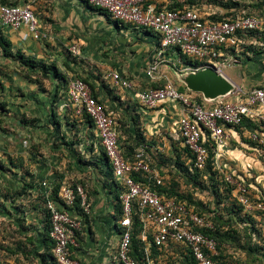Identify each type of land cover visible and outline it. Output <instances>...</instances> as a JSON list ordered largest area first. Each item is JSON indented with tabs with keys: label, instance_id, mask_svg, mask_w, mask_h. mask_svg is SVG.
Returning a JSON list of instances; mask_svg holds the SVG:
<instances>
[{
	"label": "crops",
	"instance_id": "0c3cea01",
	"mask_svg": "<svg viewBox=\"0 0 264 264\" xmlns=\"http://www.w3.org/2000/svg\"><path fill=\"white\" fill-rule=\"evenodd\" d=\"M179 1L182 0H147V3L161 9L169 8L170 5ZM4 2L31 4L38 15L42 31V35L37 38L28 34L26 27L14 30L0 24V32L12 43L11 46H8L9 54L5 53L0 46V64L10 66L9 69H6L9 72L7 74L11 73L15 76L17 73L16 66L20 62L15 57V52L23 54L26 59L42 58V60L50 62L53 58H49L51 56L49 54L53 49L64 53V51L71 50L73 46H77L79 52L75 54L71 50V53L83 64L78 72L77 68H72L76 67L75 62L77 61L75 59L70 61L65 57L64 66L70 65L71 69L66 71L63 66L57 65L55 70L57 76L47 77L50 82L43 85L45 86L42 87L44 90L40 84L26 80L0 82V103H3L4 107L6 106V110H0V118L4 116L6 121L9 120L8 122L13 123L11 132L0 133V188L5 187L7 191L15 190L14 192H16L23 190L22 188L26 184L34 182L35 186L22 192V195H27L31 199L29 203L33 204V207H27L25 210L22 205V207L19 206L22 208V214L18 212L17 215V211H21L18 208L15 213L9 209L1 211L0 215L10 218L15 214L17 225L26 229L23 232L32 231L36 238L38 253L45 254L44 223L46 220L45 210H48V206L45 203L46 189L43 182L47 181L53 188L59 186L60 189L66 184H82L89 195L92 209L90 215L83 218L78 238L79 245L74 248L75 256L81 261V264H119L115 261V253L120 240L117 227L120 217L117 205L119 186L115 183L112 170L105 160L100 138L94 126L79 116L73 108L65 107L66 103H70L68 96L57 100L59 96L63 95L58 74L66 71L71 78L82 75L80 78H85L91 83L98 99L117 118L122 143L135 145L132 138L137 136L141 128L140 131L150 146L148 153L153 167L161 173L165 183L170 186L178 184L179 190L186 191L190 197V193L193 196L191 182L186 176L181 175V170L178 171L173 162L176 157H172L177 155L172 138L176 135L178 121L183 113L181 104L175 101H166L157 109H149L139 102L137 92L151 86L161 85L167 79L171 80L178 88L186 87L177 81L172 70L186 72L196 71V69L190 64H184L180 56L179 61H176L173 55L174 49H170L160 57L157 80L150 79L146 74V69L151 60L157 56L158 35L132 25H121L108 16L109 14L91 7L85 0H0V3L4 4ZM155 36L158 38L157 40L154 38ZM261 50L241 53L238 64L242 70L240 83L226 73L238 87L249 90L264 85V50ZM168 61H173L179 66L170 67ZM115 72L128 78L134 84V89L116 85L111 76ZM186 93L196 98L197 96L203 98L201 93L190 91L187 87ZM27 98L34 99L37 104L43 105L41 111L44 114L39 113V109H32L31 105L35 101L27 107L23 106L22 104ZM56 105L66 114H71H69V121L74 122V127V124L77 123L76 128L78 129L76 131L70 129L69 141H66L69 143V146L66 145V147L69 149L71 159L67 161L66 168V165L61 167L60 164H56L57 161L55 162V158L52 156L49 162L39 161L33 165L30 164L29 168L25 169L24 166L28 163L24 164L23 160H28L27 155H29L27 136H33L34 139H40L41 142L46 138L50 147H54L53 150L57 148L55 140L60 138L62 132L58 125L56 126V121L58 120L57 116L60 119L62 113L55 110ZM25 114L26 116L35 114L34 123H31L32 126H29L28 129L20 125L24 122ZM44 117L47 119L45 120ZM66 118L69 117L66 116ZM250 121L259 127H252L247 122L240 128L229 129L231 138L214 156V166L218 171L221 169L229 173L227 164L222 166L221 161L227 160L228 157L236 160L238 162L236 164L240 167L230 172L237 174L251 185V194L256 199L264 197V162L260 159L264 156V144L255 143L250 139V135L253 132H259L264 139V111L259 119ZM125 133L126 136H124ZM158 136L162 137L163 141H167L169 138L171 146L166 142H163L165 144L163 146L162 140H159ZM126 137H128L125 139L127 141L123 142L122 140ZM154 137L157 140L152 143L151 140ZM241 144L255 150V153L253 155L246 154L238 148ZM260 147L263 148L260 150ZM171 151L172 154H170ZM132 154L128 153V155ZM166 159H169L170 162L165 163ZM68 168L70 169L69 173L66 171ZM41 195L45 197L42 196V198ZM197 197L205 209L220 210L227 216L231 215V213H225L226 209L230 207L228 204L233 203L231 197L223 199V205L217 204V196L207 194L206 190H202V187H200ZM58 204L60 207L63 206L60 201ZM71 213L75 217L82 216L75 209L71 210ZM108 216L113 217L116 223H110ZM30 227L31 229H29ZM43 259L45 257H41V262ZM49 263L50 260H47L44 264Z\"/></svg>",
	"mask_w": 264,
	"mask_h": 264
},
{
	"label": "built area",
	"instance_id": "2783aa9c",
	"mask_svg": "<svg viewBox=\"0 0 264 264\" xmlns=\"http://www.w3.org/2000/svg\"><path fill=\"white\" fill-rule=\"evenodd\" d=\"M88 2L106 10L121 25H132L158 35L157 56L146 69L147 76L153 80H157L160 57L170 49H179L184 55L200 62L198 67L193 66L196 70L212 67L226 74L225 68L238 65L239 57L247 46L253 44L264 47L255 37H250L251 33L264 35V12L250 6L233 9L230 16L214 20L211 16L218 14L219 8L212 3L157 9L147 0ZM252 2L248 1L247 4ZM0 24L14 30L26 27L28 34L37 38L42 35L38 15L31 4L0 3ZM71 50L75 54L79 52L77 46ZM111 76L116 85L134 89V84L120 73L115 72ZM137 97L149 109H157L166 101L181 104L183 113L172 139L180 149H188L181 159L189 166L191 173L200 172V182L207 178L205 171L211 151L216 155L230 140L229 129L242 126L245 119H259L264 111V85L249 90L237 86L229 96L208 102L204 98L198 101L195 96L180 91L167 79L160 87L151 86L137 92ZM68 98L70 103H66L65 107L73 108L79 116L86 114L92 120L119 184L117 203L122 207V214L117 226L120 240L115 261L119 264H187L191 258L196 264H222L221 245L212 234L217 230V224L211 216L224 213L215 210L208 215L202 207L190 203L188 198H179L162 191L161 188L170 189L168 187L171 186L153 167L148 143L143 142L132 155H128L122 147L117 118L95 97L91 85L84 79L77 77L70 81ZM250 139L257 144H264L259 132L251 133ZM214 170L218 171L215 166ZM221 171H218V178H223L229 189L231 187L227 194L233 203L228 205L233 208V212L240 210L243 217L252 218L250 220L255 223V228L250 232L255 242H259L258 233L264 239V197L255 199L247 181L235 173ZM43 186L46 189L53 257L57 264H81L74 248L79 245L77 233L82 229L83 218L89 216L92 209L85 186L64 185L59 191L62 207L58 201L51 199L54 188L47 181L43 182ZM200 187L199 183L197 186L191 183L196 201H199L197 193ZM223 191L225 189L220 190ZM206 193L217 194L211 188L206 189ZM77 205L81 209V217L71 213L73 209L78 210ZM135 216L141 224L138 237L142 246V259L132 254ZM247 225L252 227L251 224Z\"/></svg>",
	"mask_w": 264,
	"mask_h": 264
},
{
	"label": "rangeland",
	"instance_id": "374dc122",
	"mask_svg": "<svg viewBox=\"0 0 264 264\" xmlns=\"http://www.w3.org/2000/svg\"><path fill=\"white\" fill-rule=\"evenodd\" d=\"M156 38V40L158 39L156 36L154 37ZM4 52L7 54H9V49L4 50ZM14 53V52H13ZM16 58L19 60L20 64L16 66L17 68V73L15 74V76L13 74H7L9 72L6 71V69H9L10 66L6 65V64H0L2 67L1 69V83H4L6 81H24L26 80L27 82H34L37 84H40L41 88L45 87L43 86L45 83L50 82L49 79L45 78L42 75V71L40 69V67H45L46 65L49 66L51 68V70H56L57 69V65H60L61 67L63 66L64 69H66V71L70 70L71 66H64L65 63V57H67L70 61L72 59H75L77 62H75L76 67H72L77 68V71H80V68L82 67L83 63L79 62V59L75 58L74 55H72L71 50L68 51H55V49H53V51L51 52V56H49V58H53L52 61L47 62L45 60L41 59H26L24 58L23 54L21 53H16ZM173 55H174V59L176 61H179V56L181 57V55L178 53L177 50L173 51ZM8 57H10L8 55ZM169 58V57H168ZM14 61V60H13ZM25 61H34L36 64V66H30L29 64H26ZM16 62V61H14ZM18 62V61H17ZM49 63V64H48ZM175 62H171L168 61V64L170 67H178V64H174ZM5 68V69H4ZM37 71V72H36ZM66 71H62L61 73L58 74V81L60 82L61 86H62V92L63 95L59 96L57 100H60L63 96H69V83L70 81L74 78V77H70L68 76V74L66 73ZM241 67L240 65H230L227 66L225 68V72L232 77L233 79H235V81L240 83V74H241ZM172 74L174 75V77L177 79V81L181 84H185L184 81H182L179 77V73L177 70H172ZM10 75V76H8ZM78 77H82V75H79ZM12 78V79H11ZM11 81V82H12ZM44 90V88H42ZM46 89V88H45ZM247 89V88H245ZM198 98H200V96H197ZM35 101L34 99H29L27 98L24 102H23V106L25 105L26 107L29 106V104L31 102ZM58 102V101H57ZM43 105H39L37 104V102L35 101V103H33V105H31L32 109L38 110L39 109V113H42L41 108ZM6 108V106H3V103H0V110H4ZM43 109V108H42ZM72 109V108H69ZM1 110V111H2ZM6 110V109H5ZM45 110V109H44ZM55 110H57L58 112H61L62 114L60 119L59 116H57V121H56V126L58 125V128L61 129L62 134L60 135V138L56 139L55 141H57V148L55 146V150H53L52 146L50 147L49 141L48 139H43V141L41 142L40 139H34V137H29L27 136V147L29 150V155H27V159L28 160H23L24 164L28 163V165H25V169L29 168V165H33L34 163H37L39 161H44L46 160L47 162H49L50 159H52V156L55 158V162L56 164H60L61 167H63L64 165L65 168L67 167V161L70 158V153H69V149H67L66 145L69 146V143L66 142L67 140L69 141L68 138V134H69V130L71 129L72 131H76L78 128H76V124L75 127L73 126V121H69L70 119V113H67L65 111H62L59 106H55ZM8 111V110H7ZM56 111V112H57ZM70 114V115H69ZM1 116V115H0ZM35 114H29L28 116H26V114L23 116L24 118V122H22V124L25 127L32 126L31 123H34V117ZM69 117L68 119L66 118ZM73 116V115H72ZM55 117V116H54ZM38 118V117H37ZM45 120L47 119V117H44ZM6 117H2L0 118V133L2 134H6L7 132H11L12 128H13V123L8 122L5 120ZM39 119V118H38ZM124 136H126V133L124 134ZM159 137V136H158ZM72 138V136H71ZM128 137L124 138V140H122L123 142H125V139H127ZM160 138V137H159ZM167 138V137H166ZM157 139L154 137L153 140H151L152 143H154ZM159 140H162V145L164 146L165 144H163V142H166L167 145L171 146V141L169 138H167V141L164 140L161 137ZM50 141H53L50 139ZM133 141H135V139H133ZM232 145V144H231ZM231 145H229L230 147H232ZM239 149H242L244 152H246V154L248 155H253L255 153V150L249 149L246 146H243V144H241L239 147ZM263 147H260L259 149L261 150ZM257 150V149H256ZM54 151H57L56 153ZM79 153V152H78ZM170 154H172V151L170 152ZM224 157V156H223ZM261 161L264 162V156L260 157ZM225 161H221L222 166L224 164H227V170L230 172L233 171V169H238V167H240V165L238 166V163L236 160H234L232 157H228V159H224ZM26 161V162H25ZM221 166V165H220ZM70 168V167H69ZM67 169L66 171L69 173L70 169ZM72 168V167H71ZM25 171V170H24ZM60 172V171H59ZM243 172V171H242ZM58 180V179H57ZM15 190H11V191H7L6 188H0V213L1 211H5V210H13L14 213L17 211L16 209L20 208L19 206L22 207V205L25 207V210L27 209V207H33V204L30 205V200L27 195H22V190H17L16 192H14ZM21 211H17V215L21 212L22 214V208H20ZM19 212V213H18ZM9 213V211H8ZM15 214L13 215V217H3L0 215V264H44L45 261L50 260L49 264H55L54 261H52L53 259L52 256L46 252L45 254L42 253H38L37 251V246H36V238L33 235L32 231L29 232H23L26 229L25 228H21L17 225L16 219H15ZM108 219L110 220V223L113 222L114 224L115 219L111 216H108ZM31 229V227L29 228ZM28 231V230H27ZM232 249V250H231ZM230 251H232L233 253H235L237 256H243L244 254V250H241L239 247H233L231 248ZM41 257H45V259L42 260L41 262ZM257 264H261L260 261H258Z\"/></svg>",
	"mask_w": 264,
	"mask_h": 264
},
{
	"label": "trees",
	"instance_id": "16d2710c",
	"mask_svg": "<svg viewBox=\"0 0 264 264\" xmlns=\"http://www.w3.org/2000/svg\"><path fill=\"white\" fill-rule=\"evenodd\" d=\"M85 1L87 4H89L88 0H85ZM248 1H253V2L251 4H247ZM204 2L205 3H212L217 8H219L218 14L211 16V18L214 20H221L224 17L230 16L232 14L231 12L233 9L239 10L243 6L244 7L250 6V7L256 8L259 12H264V0H182V1L175 2L174 4L170 5L169 8H181L184 5H188V4L189 5H201L202 6V4ZM4 4H9V5L10 4H18V2H13V3L4 2ZM90 6L107 13L106 10H104L102 8L95 7L92 5H90ZM107 15H108V13H107ZM147 31L150 32V30H147ZM250 37H255V39L258 40V42L260 44H264V35L256 36L255 33H251ZM11 44L12 43L9 40H7L2 35V33L0 32V46L3 48V50L8 49V46H11ZM177 50H178L179 54L181 55V58H182V61L184 64H188V65L190 64L194 67H198L200 65V62L195 61L194 59L184 55L181 51H179V49H177ZM259 50L263 51L264 47H262V45L251 44L250 46L246 47L245 52H250V51L259 52ZM25 62H26V64H29L30 66H34L36 64L34 61H25ZM40 69L42 71V75L45 78L51 77V76L52 77L57 76V71L51 70V68L47 65L45 67H42V68L40 67ZM83 79L87 83H89L87 79H85V78H83ZM89 84L91 85V83H89ZM162 85H163V83L161 85L153 86V87H160ZM91 87H92V85H91ZM92 89H93V87H92ZM179 90L182 92H186V87L181 86V87H179ZM93 92H94V90H93ZM94 95H95V97H97L95 93H94ZM197 100L203 101V98L197 97ZM83 118L86 122L93 125V122L89 116L84 114ZM250 120H252V119H245L242 126H244L248 122L249 125L252 127L253 126L259 127L257 124H255L254 122H252ZM242 126H239L237 128H240ZM140 129H139V132L137 133V136L132 138V139H135V145L132 146V145L123 143L122 147L125 149V152L127 154L128 153L129 154L134 153L136 147L140 146L139 144H142L143 142L146 141V139L143 136ZM174 150H175V154H177V155L172 156L173 158L176 157V159H173V162H174V165L177 167L178 171H179V169L181 170V172H182L181 175L186 176V178H188V181L193 183L194 186H197V184L199 183L200 186L202 187V190L203 189L206 190V189L211 188L213 190V193L214 192L217 193L216 194L217 202L219 204H221L223 199H226L228 197L227 191H230L231 187L229 189L225 180L223 178H218V171L214 170V156H215L214 154L215 153L213 151H211L210 156H209V160H208V166H207V169L205 171V175H207V178H205L204 181L200 182L201 181V179H199L200 178V172L195 171V172H193L194 174L191 173L189 166L185 165V162L181 159L182 155L184 153H188V149L186 147H182L180 149L179 146L176 145V143H174ZM102 151H103V149H102ZM103 154L105 156V160H107V164L109 165L110 169L112 170V167H111L104 151H103ZM164 162L169 163L170 160L166 159ZM112 174H113V170H112ZM115 183L119 186V184L116 181H115ZM177 186H178V184H175V185L173 184V186H171L170 189H167L166 187H164V188H161V190L164 192H168L170 195H177L179 198H188L190 203L197 205L198 207H202V209H204V211L206 213H208V215L215 212V210L211 209V208L205 209L202 203L194 200L191 193H190V197H189V193H187L186 191L183 193H180L179 187H177ZM34 187H35L34 182L30 183V184H26L23 186L22 192H25L26 190H29V189L34 188ZM223 189H225V191L220 192V190H223ZM59 190H60L59 186H56L54 188L53 195L51 196V199H53L55 201H60ZM41 194H43V193H41ZM118 195L119 194H117V198H118ZM42 196H44V195H41V197ZM45 201H46L45 203L47 204L46 198H45ZM117 205H118V209H119L118 210L119 215L121 216L122 207H121L120 203H118ZM77 209H78V212L80 213L81 209H80L79 205H77ZM240 209H241V207H240ZM45 213H46V220L44 223V229H45L44 243H46V252H48L52 256L54 263L57 264L54 257H53V253H52L53 241L50 238V234H49V232H50V219H49V214H48L47 209L45 210ZM225 213H228V214L231 213V215L227 216L226 214H221V215L217 214V215L211 216V218L217 224V230L212 232V234L215 237H217L219 242H220V245H221L220 258H221L222 264H257L258 261H260L261 264H264V239L261 238V234L258 233L259 242L261 241V243H259L257 241L255 242L253 235L250 232L252 230V228H255V226H254L255 223L250 220L252 218L251 217L245 218L240 214V210L236 211V213H235V212H233V208L231 209L230 207H228L226 209ZM86 217H88V216H86ZM247 224H251L252 227L248 226ZM140 230H141L140 220L138 219L137 216H135V221H134V225H133V240H132V250L133 251H132V254L135 257H137V259H142V246H141L140 239L138 237ZM80 233H81V231L77 233L78 238H79ZM233 247H239L241 250H244L245 252H244L243 256H237L235 253L230 251V249ZM187 264H196V263L194 262L193 259L189 258L187 260Z\"/></svg>",
	"mask_w": 264,
	"mask_h": 264
},
{
	"label": "water",
	"instance_id": "95a60500",
	"mask_svg": "<svg viewBox=\"0 0 264 264\" xmlns=\"http://www.w3.org/2000/svg\"><path fill=\"white\" fill-rule=\"evenodd\" d=\"M178 73L188 90L201 93L208 102L229 96L237 87L225 73H219L212 67Z\"/></svg>",
	"mask_w": 264,
	"mask_h": 264
}]
</instances>
